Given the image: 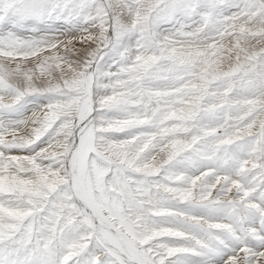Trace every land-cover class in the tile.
Segmentation results:
<instances>
[{
	"label": "snow or ice",
	"instance_id": "obj_1",
	"mask_svg": "<svg viewBox=\"0 0 264 264\" xmlns=\"http://www.w3.org/2000/svg\"><path fill=\"white\" fill-rule=\"evenodd\" d=\"M0 264H264V0H0Z\"/></svg>",
	"mask_w": 264,
	"mask_h": 264
}]
</instances>
